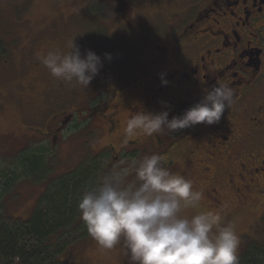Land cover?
Here are the masks:
<instances>
[{
  "label": "flooded vegetation",
  "instance_id": "1",
  "mask_svg": "<svg viewBox=\"0 0 264 264\" xmlns=\"http://www.w3.org/2000/svg\"><path fill=\"white\" fill-rule=\"evenodd\" d=\"M83 1L88 4V10L93 11L87 18L96 21L98 29L106 32L118 25L119 30L109 31L113 35L107 38L113 43L114 35L124 33L123 41L135 56L128 63L122 58L110 63V69L101 73L89 93L80 85L78 89L75 83L68 90H60L61 81L51 76V82L44 87L40 119L29 123V131L32 130L34 136L18 155L41 157L46 163L51 151L72 147L79 143L81 136L86 140L82 144L87 145V138L92 139L93 133L100 135L91 124L97 118L108 123V135L114 134L112 130L118 122L116 114L120 113V108L126 107L130 115L138 112V102L133 101L134 107L125 105L135 96L152 113L169 111L171 119L199 102L205 90L216 83H226L234 90V96L218 123L209 126L201 123L154 135L150 139L154 141L151 147L153 150L157 147L163 155L164 151H176L184 142L196 149L200 132L208 129L212 137L209 149L218 142L217 147L223 149V154L227 153V160L239 150V157L245 161L240 162V169L244 172L247 163H257L259 167L254 171L264 175V0ZM64 16H59L60 23L66 24ZM72 17L80 20L78 16ZM146 17L153 26L143 22ZM162 73L168 81L166 86L161 85ZM140 145L137 140L125 142L114 158L120 159L123 155L136 159L141 152L147 154V149ZM246 145L249 146L247 152ZM114 150L113 144L105 143L98 154L79 159L66 175L92 164L99 165L103 154ZM208 152L214 156L212 150ZM192 153L196 156L194 151ZM174 165L173 160L166 163L167 167ZM228 175L232 183L235 174ZM238 175L244 177L241 173Z\"/></svg>",
  "mask_w": 264,
  "mask_h": 264
},
{
  "label": "rangeland",
  "instance_id": "2",
  "mask_svg": "<svg viewBox=\"0 0 264 264\" xmlns=\"http://www.w3.org/2000/svg\"><path fill=\"white\" fill-rule=\"evenodd\" d=\"M87 5L83 0H0V204L2 209L10 218L22 221L30 219L38 206L39 199L47 192L48 186L58 183L57 177L69 173L79 159L86 157L89 159L93 154H98L103 145L110 142L115 150L100 157L101 162H98L96 173L97 181L116 172L121 182L135 183V168L141 158L147 154L161 153L166 163L170 160L175 161V165L168 167L169 169L191 179L194 190L203 193L199 205L183 208L182 215L190 218L199 212L218 213L221 222L214 227L213 235L219 227L232 224L241 240L238 256L247 242L254 239L264 240V175L254 171L259 164L247 163L246 171L243 172L240 169V162L245 163V161L239 157L241 155L239 150L234 151L236 153L234 157L227 160V153L223 154V149L217 147L218 142L216 147L209 149L212 137L208 134V129L200 132L196 149L188 144L189 142H184L176 151H164L163 155L157 147L155 150L151 147L154 141L150 139L154 138V135L150 137L142 133L135 136L127 135L126 125L132 115L128 113L126 107L122 110L120 108V113L116 114L118 122L116 121L117 124L112 130L114 134L108 135L109 125L106 120L100 118L93 120L91 124L100 135L93 133L92 139L87 138L89 141L87 145L82 144L86 140L81 136L78 144L75 143L72 147L63 150L51 151L48 162L46 161L49 172L27 175L22 173L23 170L15 169L24 154L18 155L19 152H23L22 148L34 136V132L29 131V123L40 119L44 87L46 83L51 82L50 73L39 59L45 54V49L48 51L59 49L66 52L73 41L79 46L82 54L91 49L102 58L103 68L99 74L91 81L89 87H82L86 93H89L91 87L99 81L101 73L110 69V63L117 62L121 60L120 58L124 63H128L135 56L133 51L129 52L123 41L124 33L114 35L113 43L107 38L113 35L108 33L109 31L115 33V30H119L118 25L112 26L105 32L96 27V21L91 22L90 18H87L93 14V11L88 10ZM60 15H65L67 25L60 23L62 19ZM72 16H78L80 20H74ZM149 21V17L143 20L153 26L154 23ZM62 26L64 27L61 28ZM33 40H37L36 43H33ZM105 53L111 54L110 60L104 59ZM6 61L9 63L6 64ZM61 83L62 86L58 89L68 90L75 82L61 81ZM74 86L81 89L76 83ZM104 98L105 95L102 99ZM133 101L139 103L138 112L144 110L151 112L143 101L137 100L136 96L129 99L125 105L134 107ZM83 120L85 122L86 118ZM113 121L115 122V118ZM134 140L142 144L141 148L147 149V154L141 152L136 159L123 155L120 159L114 158L118 157L125 142ZM210 150L213 151L214 156L208 152ZM247 151L249 146L246 145L245 152ZM254 152H257V149ZM16 154L17 158H15ZM229 173L235 174L232 183L229 181ZM238 173L244 177H240ZM74 223L70 234L59 232L48 239L52 242L48 245L50 258L58 260L55 264H129V253L123 240L113 249H101L88 233L84 222L75 220ZM81 225L83 229L78 231L77 227ZM14 264L19 263L16 261Z\"/></svg>",
  "mask_w": 264,
  "mask_h": 264
},
{
  "label": "clouds",
  "instance_id": "3",
  "mask_svg": "<svg viewBox=\"0 0 264 264\" xmlns=\"http://www.w3.org/2000/svg\"><path fill=\"white\" fill-rule=\"evenodd\" d=\"M57 81L89 87L103 68L93 50L83 54L74 42L69 50H50L40 58ZM104 59H111L105 53ZM161 85L168 81L161 74ZM234 90L216 83L202 99L181 115L169 119V111L137 112L127 121L129 136L173 133L197 124L218 123L232 103ZM135 183H123L116 172L87 188L77 205L88 233L101 249H113L124 241L129 264H238L241 240L232 224L219 227L218 213L199 212L190 218L182 209L196 207L203 198L193 181L173 172L158 153L144 155L135 168Z\"/></svg>",
  "mask_w": 264,
  "mask_h": 264
},
{
  "label": "trees",
  "instance_id": "4",
  "mask_svg": "<svg viewBox=\"0 0 264 264\" xmlns=\"http://www.w3.org/2000/svg\"><path fill=\"white\" fill-rule=\"evenodd\" d=\"M15 169L27 175L48 171L43 158L29 154L23 155ZM97 169L98 165L92 164L59 178L54 186L50 184L30 219L10 218L0 204V264H55L58 260L50 258L48 245L52 242L48 239L59 232L70 234L75 220L83 222L77 205L83 192L98 182ZM77 228L83 229L82 225ZM238 264H264V240L247 242Z\"/></svg>",
  "mask_w": 264,
  "mask_h": 264
}]
</instances>
